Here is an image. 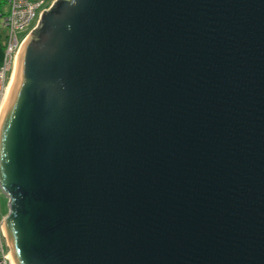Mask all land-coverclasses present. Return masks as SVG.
Listing matches in <instances>:
<instances>
[{"label":"water","instance_id":"1","mask_svg":"<svg viewBox=\"0 0 264 264\" xmlns=\"http://www.w3.org/2000/svg\"><path fill=\"white\" fill-rule=\"evenodd\" d=\"M60 1L0 113L13 263L264 264V0Z\"/></svg>","mask_w":264,"mask_h":264},{"label":"built area","instance_id":"2","mask_svg":"<svg viewBox=\"0 0 264 264\" xmlns=\"http://www.w3.org/2000/svg\"><path fill=\"white\" fill-rule=\"evenodd\" d=\"M48 1L49 0H0V28L6 29L4 60L0 65V113L5 94L12 78V75L10 76L9 73L13 69V63L17 56L19 46L28 35L27 32L19 39L17 33L24 30L37 18L39 20L31 27V30L38 27L42 12L52 8L56 2V0H52L47 5ZM1 192H4V190L0 183V194ZM7 197L10 210V198L9 196ZM7 215L1 214L0 209V264H14L10 254H8L11 249L1 227Z\"/></svg>","mask_w":264,"mask_h":264},{"label":"rangeland","instance_id":"3","mask_svg":"<svg viewBox=\"0 0 264 264\" xmlns=\"http://www.w3.org/2000/svg\"><path fill=\"white\" fill-rule=\"evenodd\" d=\"M50 1H52V0H49V1L47 2V5L50 3ZM38 20H39L38 18H37V19H34L28 27H26V28H25L24 30H22V31H19V32L17 33L19 39H21V38H22L27 32H28L27 37H28L29 35H31V33L33 32V30H31V27H32L33 25H35V24L38 22ZM15 61H16V58H15ZM15 61H14V63H13V69H12L11 72L9 73L10 76L14 74ZM0 209H1V214H3V215H7V214H8V211H9L8 197H7V195H6L4 192H1V194H0Z\"/></svg>","mask_w":264,"mask_h":264},{"label":"crops","instance_id":"4","mask_svg":"<svg viewBox=\"0 0 264 264\" xmlns=\"http://www.w3.org/2000/svg\"><path fill=\"white\" fill-rule=\"evenodd\" d=\"M6 29L0 28V65L4 60V43H5Z\"/></svg>","mask_w":264,"mask_h":264},{"label":"trees","instance_id":"5","mask_svg":"<svg viewBox=\"0 0 264 264\" xmlns=\"http://www.w3.org/2000/svg\"><path fill=\"white\" fill-rule=\"evenodd\" d=\"M61 5H62V2H61L60 0H58L57 3H56L55 8H54L53 10L57 9L58 6L61 7ZM45 33H46V34H47V33L49 34V33H50V30H47Z\"/></svg>","mask_w":264,"mask_h":264},{"label":"flooded vegetation","instance_id":"6","mask_svg":"<svg viewBox=\"0 0 264 264\" xmlns=\"http://www.w3.org/2000/svg\"><path fill=\"white\" fill-rule=\"evenodd\" d=\"M57 1L54 3V5L52 6V8L50 9L51 11L55 8Z\"/></svg>","mask_w":264,"mask_h":264},{"label":"bare ground","instance_id":"7","mask_svg":"<svg viewBox=\"0 0 264 264\" xmlns=\"http://www.w3.org/2000/svg\"><path fill=\"white\" fill-rule=\"evenodd\" d=\"M14 75V74H13ZM13 75H12V77H13ZM12 79V78H11ZM11 82V81H10Z\"/></svg>","mask_w":264,"mask_h":264}]
</instances>
